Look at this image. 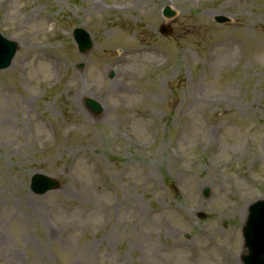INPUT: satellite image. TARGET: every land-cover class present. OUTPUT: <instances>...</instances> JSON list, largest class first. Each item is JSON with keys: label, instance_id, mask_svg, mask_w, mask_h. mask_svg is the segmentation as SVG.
<instances>
[{"label": "rangeland", "instance_id": "374dc122", "mask_svg": "<svg viewBox=\"0 0 264 264\" xmlns=\"http://www.w3.org/2000/svg\"><path fill=\"white\" fill-rule=\"evenodd\" d=\"M0 33L18 43L0 71V264H241L264 196V0H0ZM34 173L58 190L30 193Z\"/></svg>", "mask_w": 264, "mask_h": 264}, {"label": "water", "instance_id": "95a60500", "mask_svg": "<svg viewBox=\"0 0 264 264\" xmlns=\"http://www.w3.org/2000/svg\"><path fill=\"white\" fill-rule=\"evenodd\" d=\"M15 53V46L13 43L6 41L0 37V69L9 65L11 58ZM37 178V176L35 177ZM49 184V186H45ZM57 185L54 182L42 183L39 186V193H43L47 189L55 188ZM256 234L257 239L263 240L262 243L254 244L253 249H250V242L252 237ZM242 235L246 241L247 247H249V258L245 259V264H251V259H255V263L264 264V202L251 210L246 223L242 229ZM254 263V264H255Z\"/></svg>", "mask_w": 264, "mask_h": 264}, {"label": "bare ground", "instance_id": "6f19581e", "mask_svg": "<svg viewBox=\"0 0 264 264\" xmlns=\"http://www.w3.org/2000/svg\"><path fill=\"white\" fill-rule=\"evenodd\" d=\"M84 95H85V94H83V93H81V92H78V96L84 97ZM244 216H245V214H244V212H243L242 217H244Z\"/></svg>", "mask_w": 264, "mask_h": 264}]
</instances>
